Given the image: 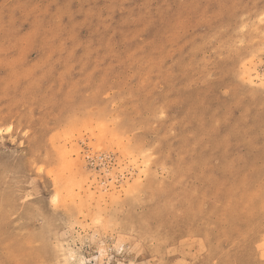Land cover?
<instances>
[{
	"label": "rangeland",
	"instance_id": "obj_1",
	"mask_svg": "<svg viewBox=\"0 0 264 264\" xmlns=\"http://www.w3.org/2000/svg\"><path fill=\"white\" fill-rule=\"evenodd\" d=\"M82 263L264 264V0H0V264Z\"/></svg>",
	"mask_w": 264,
	"mask_h": 264
},
{
	"label": "bare ground",
	"instance_id": "obj_2",
	"mask_svg": "<svg viewBox=\"0 0 264 264\" xmlns=\"http://www.w3.org/2000/svg\"><path fill=\"white\" fill-rule=\"evenodd\" d=\"M88 260V259H87ZM82 264H87V263H82Z\"/></svg>",
	"mask_w": 264,
	"mask_h": 264
}]
</instances>
